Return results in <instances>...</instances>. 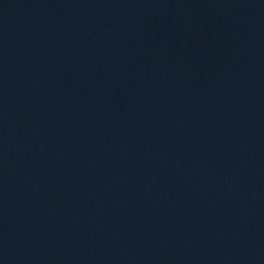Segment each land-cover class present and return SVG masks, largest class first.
Masks as SVG:
<instances>
[{
    "label": "water",
    "instance_id": "95a60500",
    "mask_svg": "<svg viewBox=\"0 0 264 264\" xmlns=\"http://www.w3.org/2000/svg\"><path fill=\"white\" fill-rule=\"evenodd\" d=\"M0 264H264V0H0Z\"/></svg>",
    "mask_w": 264,
    "mask_h": 264
}]
</instances>
